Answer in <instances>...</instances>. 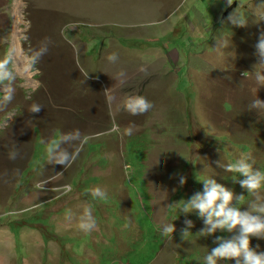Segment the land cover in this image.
Instances as JSON below:
<instances>
[{
  "label": "rangeland",
  "instance_id": "374dc122",
  "mask_svg": "<svg viewBox=\"0 0 264 264\" xmlns=\"http://www.w3.org/2000/svg\"><path fill=\"white\" fill-rule=\"evenodd\" d=\"M261 32V0H0V264H207L238 226L201 235L177 205L204 178L242 211L264 202L226 168L264 171ZM130 95L157 107L130 114Z\"/></svg>",
  "mask_w": 264,
  "mask_h": 264
},
{
  "label": "clouds",
  "instance_id": "9594fccd",
  "mask_svg": "<svg viewBox=\"0 0 264 264\" xmlns=\"http://www.w3.org/2000/svg\"><path fill=\"white\" fill-rule=\"evenodd\" d=\"M264 3V0H261ZM246 22H240L237 25H244ZM45 40L48 38L45 37ZM255 55L258 57L257 63L253 65V73L255 80L259 86L264 85V74L258 69L257 65L264 66V32L258 35L257 41L254 44ZM47 52L46 47L40 48L36 55L29 62L28 67L34 69L38 57ZM109 61H115L117 56L115 53H109L106 57ZM9 60H0V80L7 78L10 73L6 70ZM122 75V73H121ZM10 99V95L5 97ZM39 104H33L31 111L36 112L40 109ZM122 107L130 114L136 115L139 113H150L156 109V105L147 100L142 95H130L123 99ZM264 109V100L255 96L250 101L248 110ZM57 162L63 163V157H60ZM228 171L239 173L244 178L239 180L242 188L248 192H255L264 186V171L253 170L250 163L246 160H239L235 163L226 166ZM184 177L179 176V183H184ZM202 191H197L181 204H178V212L187 213L196 210L198 217H203L204 224L211 227L202 228L201 235L210 234L217 227L232 230L237 228L238 234L233 238H226L218 235L215 237L216 246L211 248L204 259L207 264H216L218 258L227 260L234 258V264H264V250L257 251L259 245L250 246V238H264V202L254 205L255 213L248 210H241L235 205H230L229 202L233 199L231 190L226 189L223 185L217 183L212 178H204L202 181ZM238 199V198H237ZM185 224L188 227L181 229L180 235L183 239L189 233L191 221L186 220ZM173 224L165 226L163 231L173 232Z\"/></svg>",
  "mask_w": 264,
  "mask_h": 264
},
{
  "label": "bare ground",
  "instance_id": "6f19581e",
  "mask_svg": "<svg viewBox=\"0 0 264 264\" xmlns=\"http://www.w3.org/2000/svg\"><path fill=\"white\" fill-rule=\"evenodd\" d=\"M17 46V45H16ZM28 77H30V75L28 74ZM31 79V78H30Z\"/></svg>",
  "mask_w": 264,
  "mask_h": 264
}]
</instances>
